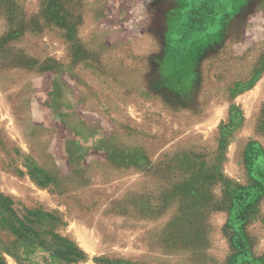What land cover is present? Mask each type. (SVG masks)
<instances>
[{"label":"rangeland","instance_id":"rangeland-1","mask_svg":"<svg viewBox=\"0 0 264 264\" xmlns=\"http://www.w3.org/2000/svg\"><path fill=\"white\" fill-rule=\"evenodd\" d=\"M223 1L0 0V264H264V0Z\"/></svg>","mask_w":264,"mask_h":264},{"label":"bare ground","instance_id":"bare-ground-1","mask_svg":"<svg viewBox=\"0 0 264 264\" xmlns=\"http://www.w3.org/2000/svg\"><path fill=\"white\" fill-rule=\"evenodd\" d=\"M189 1H190L191 3H196V2L199 1V0H189ZM212 1L218 2L217 4H219V3L222 2L223 0H212ZM223 2H224V1H223ZM222 5L227 7V5H224V4H222ZM222 5H221L220 7H223ZM226 7H223V8H226ZM220 9H221V8H220ZM187 17H188V14H187ZM186 19H187V18H186ZM201 19H202V18H201ZM184 21H185V20H184ZM205 21H206V20H205ZM210 21H213V20H210ZM210 21H209V22H210ZM181 23L183 24V22H181ZM181 23H180V24H181ZM184 23H185V22H184ZM210 23H212V22H210ZM216 23H218V22H215L214 24H216ZM194 24H195V23H194ZM194 24L191 25V27L189 28V30H193V29L195 28V26H196L197 24H199V23H197L196 25H194ZM203 24H206V23H202V25H203ZM207 24H208V23H207ZM207 24H206V25H207ZM199 25H200V24H199ZM206 25H205V26H206ZM212 25H213V23H212ZM209 26H211V25H209ZM200 27H201V26H200ZM211 27H212V26H211ZM211 27H210V28H211ZM182 28H184V27H182ZM206 28H208V27L206 26ZM211 29H213V28H211ZM185 30H186V29H185ZM201 30H204V29L201 28ZM181 31H182V30H181ZM204 31H207V29H205ZM179 32H180V31H179ZM196 32H197V31H196ZM202 32H203V31H202ZM198 33H199V32H198ZM200 33H201V31H200ZM196 34H197V33H196ZM180 35H181V34H180ZM202 35H203V34H202ZM182 36L184 37V35H182ZM199 36H200V35H199ZM186 37H187V36H186ZM189 37H190V36H189ZM189 37H188V39H189ZM194 37H196V35H194ZM179 38H180V36H179ZM181 38H182V37H181ZM183 39H184V38H183ZM192 39H193V37H192ZM192 39H191V40H192ZM179 40H180V39H179ZM191 40H189V41H191ZM189 41H187V42H189ZM179 42H180V41H179ZM182 42H183V41H182ZM183 44H184V43L180 44V46H181V45L184 46ZM186 44H187V43H186ZM181 49H182V48H181Z\"/></svg>","mask_w":264,"mask_h":264},{"label":"trees","instance_id":"trees-1","mask_svg":"<svg viewBox=\"0 0 264 264\" xmlns=\"http://www.w3.org/2000/svg\"><path fill=\"white\" fill-rule=\"evenodd\" d=\"M81 255H82V254H78L76 257H78V258H79V257H82Z\"/></svg>","mask_w":264,"mask_h":264}]
</instances>
